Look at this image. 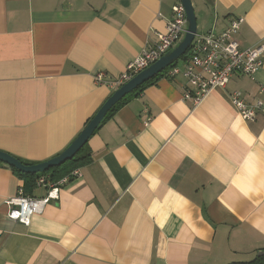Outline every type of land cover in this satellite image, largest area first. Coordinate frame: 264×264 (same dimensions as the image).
Wrapping results in <instances>:
<instances>
[{
    "label": "crops",
    "instance_id": "obj_1",
    "mask_svg": "<svg viewBox=\"0 0 264 264\" xmlns=\"http://www.w3.org/2000/svg\"><path fill=\"white\" fill-rule=\"evenodd\" d=\"M190 1L197 34L242 18L239 47L264 44V0ZM177 3L0 0V151L35 165L66 149L118 88L95 77L115 81L153 47ZM184 85L162 77L101 124L90 162L28 226L5 202L46 189L0 163V264H231L264 251V118L242 120L229 97L264 100V53L254 80L235 74L197 107Z\"/></svg>",
    "mask_w": 264,
    "mask_h": 264
},
{
    "label": "built area",
    "instance_id": "obj_2",
    "mask_svg": "<svg viewBox=\"0 0 264 264\" xmlns=\"http://www.w3.org/2000/svg\"><path fill=\"white\" fill-rule=\"evenodd\" d=\"M242 22V18H234L219 33L210 31L196 34L186 58L165 70V78L173 79L182 75L185 81L183 99L190 101L194 107H197L213 88L224 87L235 74L255 79V74L262 66L264 44L241 49L235 36ZM185 23L183 6L181 3L173 5L165 31L157 35V43L141 51L115 81H105L104 75L98 74L95 77L96 84L119 87L130 80L178 43L185 32ZM260 92H264L263 87H260ZM229 97L231 105L242 120L250 122L257 116L264 118V100L257 99L248 103L238 92L231 93ZM78 176V170L71 171L56 182L50 181L45 175L40 176L35 185L46 189L45 196L35 198L19 189L14 197L5 202L8 207L7 218L28 226L33 215L41 214L50 201L58 199L59 188Z\"/></svg>",
    "mask_w": 264,
    "mask_h": 264
},
{
    "label": "water",
    "instance_id": "obj_3",
    "mask_svg": "<svg viewBox=\"0 0 264 264\" xmlns=\"http://www.w3.org/2000/svg\"><path fill=\"white\" fill-rule=\"evenodd\" d=\"M179 2L184 8L186 20L185 32L182 38L172 49L164 53L155 62L137 73L127 82L120 85L106 99L95 115L90 119V121L85 125V127L80 131L77 137L66 149H64L57 156L35 165H25L11 155L0 151V163L13 168L22 174L36 175L46 173L50 169L60 167L67 161L71 160L83 147V145L87 143L92 134L101 126L106 114L113 106H115L125 96L135 91L142 84L174 65L182 56L187 53L194 36L197 34L196 15L190 0H179ZM260 253L261 252H259L257 255Z\"/></svg>",
    "mask_w": 264,
    "mask_h": 264
},
{
    "label": "trees",
    "instance_id": "obj_4",
    "mask_svg": "<svg viewBox=\"0 0 264 264\" xmlns=\"http://www.w3.org/2000/svg\"><path fill=\"white\" fill-rule=\"evenodd\" d=\"M188 53H186L184 56H182L179 60H184L186 58ZM178 60V61H179ZM177 61V62H178ZM176 64V63H175ZM173 66V65H172ZM165 71L161 72L160 74L156 75L155 77H153L152 79H150L149 81L145 82L144 84H142L140 87H138L135 91H133L132 93L128 94L127 96H125L122 100H120L115 106H113L111 108V110L106 114L102 124L109 119L119 108H121L122 106H124L128 100H130L131 98L135 97L136 95H138L144 88L154 84L155 82H157L160 78L163 77ZM88 142V141H87ZM91 160V156H90V151L88 149V145L87 143H85L83 145V147L77 152V154L69 161H67L65 164H63L60 167L57 168H52L49 171H47L46 173L43 174H36V175H27V174H22L19 171L11 168L15 173H17L18 175H20L21 177H25L28 180V183L31 184V186L35 185L36 179L39 178L42 175H45L48 177V179H50L51 181H58L60 180L62 177H64L65 175H68L71 171L83 167L86 164H88ZM24 164V163H23ZM6 166L5 164H2ZM26 165V164H25ZM9 167V166H8ZM231 264H264V251H261V253L259 255H257L255 258H253L251 261L249 262H235V263H231Z\"/></svg>",
    "mask_w": 264,
    "mask_h": 264
}]
</instances>
